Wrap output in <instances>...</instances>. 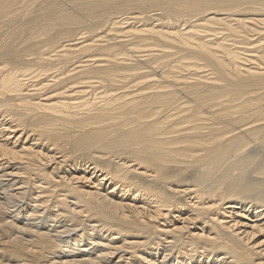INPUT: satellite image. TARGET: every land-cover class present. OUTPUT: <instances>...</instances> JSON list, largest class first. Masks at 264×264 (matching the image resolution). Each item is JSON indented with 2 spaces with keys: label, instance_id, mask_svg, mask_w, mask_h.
Listing matches in <instances>:
<instances>
[{
  "label": "bare ground",
  "instance_id": "bare-ground-1",
  "mask_svg": "<svg viewBox=\"0 0 264 264\" xmlns=\"http://www.w3.org/2000/svg\"><path fill=\"white\" fill-rule=\"evenodd\" d=\"M0 264H264V0H0Z\"/></svg>",
  "mask_w": 264,
  "mask_h": 264
}]
</instances>
